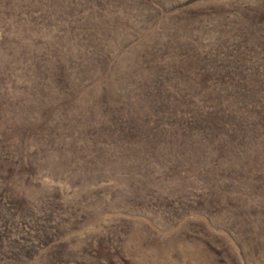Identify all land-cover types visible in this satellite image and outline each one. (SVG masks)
<instances>
[{
  "label": "rangeland",
  "instance_id": "374dc122",
  "mask_svg": "<svg viewBox=\"0 0 264 264\" xmlns=\"http://www.w3.org/2000/svg\"><path fill=\"white\" fill-rule=\"evenodd\" d=\"M262 118L264 0H0V264H264Z\"/></svg>",
  "mask_w": 264,
  "mask_h": 264
},
{
  "label": "trees",
  "instance_id": "16d2710c",
  "mask_svg": "<svg viewBox=\"0 0 264 264\" xmlns=\"http://www.w3.org/2000/svg\"><path fill=\"white\" fill-rule=\"evenodd\" d=\"M243 98H247V97L244 96ZM263 119L264 118H262V120ZM145 122H149V120L148 119H142V120L139 121V123H134V124H135V126L143 128ZM238 128H239V132H240L239 135L241 136V138H246V137L249 138L250 136L253 135V133H251L247 128H244L242 126L238 127ZM189 129H190L189 131H192V132H194L196 130L193 127H189ZM135 131H136L135 133H137V128H135ZM0 170H2V169H0ZM3 178H4V180L6 182H8L11 179V175L9 173L5 174L4 176L1 175L0 179H3ZM47 233H50L52 235L53 232H50V230H49V231H47ZM51 235L49 236V240L46 241V242L43 241V239H41L40 237L38 239H36V241L39 243V246L41 245L43 247V246H48L49 245V247H50V245H52L54 243V240H55V239H50ZM55 247H57L56 244H54L51 248H55ZM210 249H212V248H210ZM56 254H59L60 256H63V258L67 257L68 259H63V261H62V259H60L61 257H57ZM56 254L54 255V257H52V258L50 257L49 259H47L46 257H40L38 261H40L41 264H43L42 263L43 259L48 261L47 264H69V263L75 264L76 263L75 258L72 256V253L69 252L68 250L64 249V248H59L56 251ZM36 258H35V255H33L32 253L29 254L28 251L22 252L21 249H19L17 254H14L12 256L6 257L5 259H7L8 261H12L13 260L14 263H17V262H20L21 260H23V264H29V263L34 262ZM127 263L124 262V264H127ZM10 264H12V263H10ZM110 264H116V263L111 262Z\"/></svg>",
  "mask_w": 264,
  "mask_h": 264
}]
</instances>
